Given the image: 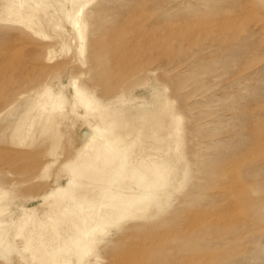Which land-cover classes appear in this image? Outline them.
<instances>
[{
    "label": "rangeland",
    "instance_id": "1",
    "mask_svg": "<svg viewBox=\"0 0 264 264\" xmlns=\"http://www.w3.org/2000/svg\"><path fill=\"white\" fill-rule=\"evenodd\" d=\"M0 264H264V0H0Z\"/></svg>",
    "mask_w": 264,
    "mask_h": 264
},
{
    "label": "bare ground",
    "instance_id": "2",
    "mask_svg": "<svg viewBox=\"0 0 264 264\" xmlns=\"http://www.w3.org/2000/svg\"><path fill=\"white\" fill-rule=\"evenodd\" d=\"M19 24V23H18ZM78 26V25H77ZM80 30V29H79ZM80 38H81V43H82V45H81V51H83L84 50V44H85V38H83V35H82V33H80ZM78 94H79V96H80V98H81V100H82V103H84L87 107H88V109H92V110H95V111H97V112H101L100 110H99V108L93 103V101L91 100V98L90 97H85L81 92H77ZM58 100V99H57ZM61 100V99H60ZM56 103H57V101H56ZM61 104V103H60ZM167 105V104H166ZM37 106V105H36ZM60 107V106H59ZM43 110H44V108H42ZM57 114H58V112H57ZM54 116H55V114H54ZM52 118V117H51ZM50 118V119H51ZM55 126V125H54ZM102 130V129H101ZM101 136L104 138V143L102 144V145H99V146H97V144H96V140H91L90 142H89V145H87V147L85 146V148L83 149L84 150V152H88V150H90V151H92L93 153H94V155H95V159H97V163H99V161H98V159H103L104 161H106V163L108 162V165H110V167L112 166L113 168H115L114 167V165L117 163V159H118V154H120L119 153V146H120V144H122V143H124V140H123V134L122 133H117L116 132V130L112 127V126H109L107 129H103L101 132ZM142 145V144H141ZM177 145V144H176ZM54 150V149H53ZM55 152V151H54ZM53 152V153H54ZM141 156V155H140ZM149 156V155H148ZM124 157V156H123ZM127 157V156H126ZM125 157V158H126ZM91 158V157H90ZM124 158V159H125ZM127 159V158H126ZM134 160V159H133ZM142 160V159H141ZM141 160H139V162L141 161ZM122 161V160H121ZM126 161V160H125ZM142 162H145V160L143 161L142 160ZM102 163H104V162H102ZM126 164H123V167H127V165L129 164L128 162H125ZM165 163V162H164ZM120 164V163H119ZM161 164V163H160ZM91 166V165H90ZM169 166V165H168ZM47 167V166H46ZM69 167H71V166H69ZM165 167H166V165H165ZM93 172L92 173H94V175L96 174V175H98V176H100V177H102L103 178V174L99 171V170H96V168H94L93 167ZM103 169V168H102ZM120 169H122L121 167H120ZM122 170H124V169H122ZM129 170V169H128ZM149 170H151V172L153 171L154 173L153 174H155V173H159V174H162V172H163V170L161 169H159V166H158V162H157V160L156 159H153V161H152V168L151 169H149ZM167 171H168V169H166ZM45 171H46V169H45ZM125 171V170H124ZM72 172V176H73V180H72V184H73V186H77L80 182H82V181H80V180H78L77 179V177H76V174H75V172L74 171H71ZM149 172V171H148ZM150 172V173H151ZM118 173V172H117ZM132 173V172H131ZM147 173V172H146ZM120 175V174H119ZM121 175L123 176V174L121 173ZM151 175V174H150ZM77 176H79V175H77ZM117 176H118V174H117ZM121 176V177H122ZM156 176H157V174H156ZM162 176V175H161ZM105 177V176H104ZM134 177L136 178V179H140L141 177L138 175V174H134ZM85 178V177H84ZM84 178H82V180H84ZM117 178V177H116ZM157 178H158V176H157ZM86 179H88V178H85V180ZM121 179V178H120ZM83 181L84 183L86 182V181ZM91 180H93V179H91ZM103 182L105 183V179L103 178ZM117 180V179H116ZM80 181V182H79ZM89 181H90V179H89ZM121 181V180H120ZM141 181V180H140ZM168 181V180H167ZM166 181V182H167ZM117 182H118V180H117ZM116 182V183H117ZM130 182V181H129ZM142 182H143V179H142ZM166 182H165V185H166ZM96 183H98V180H96ZM101 183V182H100ZM131 183V182H130ZM130 183H127V184H130ZM141 183V182H140ZM139 183V184H140ZM99 184V183H98ZM113 184V183H112ZM123 184V183H122ZM132 184V183H131ZM138 184V183H137ZM136 183L133 185L132 184V186H136L137 185ZM143 184H147L148 185V187L150 188H153L150 184H148V183H145V182H143ZM111 185V184H110ZM160 185V184H159ZM112 186V185H111ZM137 186H139L140 187V185H137ZM136 186V187H137ZM145 186V185H144ZM143 186V187H144ZM108 187H110V186H108ZM112 187H114V186H112ZM135 187V189H137ZM161 187V186H160ZM76 188V187H75ZM114 188H116V187H114ZM114 188H112L113 190H114ZM150 188V189H151ZM110 189V188H109ZM108 189V190H109ZM117 189V188H116ZM154 189V188H153ZM160 189H162V187L161 188H159V190ZM139 190V189H138ZM147 190H149L148 188H147ZM159 190L157 189V191H158V193H159ZM163 190H165V189H163ZM163 190H161V192H164ZM119 191V190H118ZM142 191V190H141ZM155 191V190H154ZM153 191V192H154ZM114 193V191H110V193ZM126 192V191H125ZM153 192H151V193H153ZM116 193V192H115ZM114 193V194H115ZM134 193H136V194H138V191L137 192H134ZM145 193H147V191L146 192H144V194L143 195H141L142 193L140 192V197L142 196H144L145 195ZM155 193H157V192H155ZM66 194V193H65ZM114 194H111V195H114ZM150 194V193H149ZM160 194V193H159ZM111 195H109V196H111ZM120 195H121V192H120ZM152 195V194H151ZM99 196V195H98ZM138 196V195H137ZM153 196V195H152ZM112 197V196H111ZM125 197H127V196H124L123 197V195H122V200H123V202H124V200H125ZM128 197H131V195H129ZM140 197H139V200H140ZM148 197V195L146 196V198ZM154 197H157V196H154ZM120 198V197H119ZM144 199V200H147V199ZM116 199L117 198H115V201H116ZM152 199V198H151ZM107 200V199H106ZM112 201H114L113 199H111ZM120 200V199H119ZM139 200H137V201H139ZM121 201V200H120ZM129 201H131V199L129 200ZM154 201H155V199H154ZM127 202V201H126ZM159 202V201H158ZM67 203V202H66ZM134 204L135 203H137V202H133ZM140 203V202H139ZM130 204H132V203H130ZM134 204H132V205H134ZM161 204V203H160ZM103 205V204H102ZM149 205V204H148ZM147 205V206H148ZM122 206V204H117V205H114L113 206V208H119V207H121ZM123 206H129V204L127 203L126 205H123ZM130 207H131V205H130ZM148 207H150L151 208V205L150 206H148ZM66 208V207H65ZM145 209V208H144ZM145 211H146V209H145ZM144 211V212H145ZM139 212V211H138ZM143 212V211H142ZM147 212V211H146ZM98 215V212L97 213H95L93 216H97ZM144 215V214H143ZM145 215H147V214H145ZM66 216H68V215H66ZM92 216V217H93ZM69 218H70V216H69ZM72 218V217H71ZM85 219V218H84ZM73 223V222H72ZM101 225V224H100ZM102 225H104V223L102 224ZM92 230H93V228H92ZM87 234H89V233H87ZM86 234V235H87ZM83 236V235H82ZM86 240L87 239H85V238H83V239H80V241H79V243L78 244H80V248H81V250H82V252L83 253H86L88 250H89V247H88V245H89V243L87 244V242H86ZM136 247V246H135ZM41 253V252H40ZM45 255V254H44ZM41 256V255H40Z\"/></svg>",
    "mask_w": 264,
    "mask_h": 264
}]
</instances>
